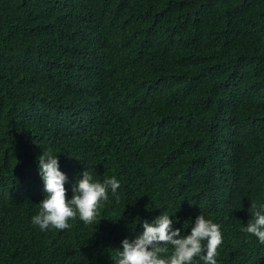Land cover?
<instances>
[{
    "label": "trees",
    "instance_id": "16d2710c",
    "mask_svg": "<svg viewBox=\"0 0 264 264\" xmlns=\"http://www.w3.org/2000/svg\"><path fill=\"white\" fill-rule=\"evenodd\" d=\"M42 151L68 199L85 170L120 181L95 224L32 223ZM256 210L264 0H0V264H115L144 221L186 235L201 213L223 235L217 264H264L242 230Z\"/></svg>",
    "mask_w": 264,
    "mask_h": 264
},
{
    "label": "clouds",
    "instance_id": "9594fccd",
    "mask_svg": "<svg viewBox=\"0 0 264 264\" xmlns=\"http://www.w3.org/2000/svg\"><path fill=\"white\" fill-rule=\"evenodd\" d=\"M37 160L46 195L39 203L40 210L32 217V223L41 231L50 227L68 229L71 227L69 220L76 219L77 215L84 224H95L98 209L109 199V191L116 196L120 187V181L115 177L94 182L92 175L85 170L73 186L71 199H68L67 176L59 168L57 155L42 151ZM253 217L242 230L264 244V212L256 210ZM142 228L140 235L121 241L115 264H193L197 257L204 264H217L223 235L220 226L206 219L203 213L196 216L190 233L186 235H182V229L173 227V219L167 214L157 216L151 223L144 221ZM168 246H171V255L164 257L162 254L169 251Z\"/></svg>",
    "mask_w": 264,
    "mask_h": 264
}]
</instances>
